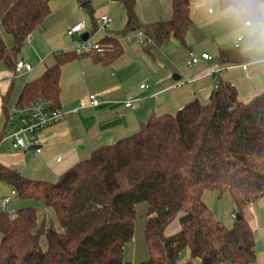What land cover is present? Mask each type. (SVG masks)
I'll return each instance as SVG.
<instances>
[{
  "label": "trees",
  "instance_id": "1",
  "mask_svg": "<svg viewBox=\"0 0 264 264\" xmlns=\"http://www.w3.org/2000/svg\"><path fill=\"white\" fill-rule=\"evenodd\" d=\"M52 0H0V63L16 70L26 37L51 12ZM121 1L126 10L122 31L98 39L99 50L60 51L55 62L28 79L18 103L39 97L59 104L62 67L85 55L110 64L124 53L121 39L142 32L146 47L175 37L183 46L193 25L190 0H172L169 19L143 22L137 0ZM89 11L90 0H79ZM264 0H220L223 9H251L264 20ZM241 17L246 20L248 17ZM3 32L10 33L9 46ZM218 61H244L239 48L223 50ZM208 102L195 98L176 113L152 114L134 133L95 147L55 181L24 176L0 160V180L11 184L27 203L16 215L0 211V264H132L125 246L135 235L137 208L147 203L144 237L149 257L138 264H254L255 232L244 208L264 196V91L240 99L228 80L215 83ZM216 88V89H215ZM9 114L8 95L4 96ZM229 193L235 203L231 228L217 219L203 200L204 190ZM50 213L39 218L38 210ZM179 231L166 235L175 220ZM45 235L46 248L41 237Z\"/></svg>",
  "mask_w": 264,
  "mask_h": 264
},
{
  "label": "crops",
  "instance_id": "2",
  "mask_svg": "<svg viewBox=\"0 0 264 264\" xmlns=\"http://www.w3.org/2000/svg\"><path fill=\"white\" fill-rule=\"evenodd\" d=\"M55 1L58 2L59 0ZM190 1L193 25L186 36L187 45L183 47L184 56H187L188 60L191 53L200 54L201 52H207L213 56V60L211 62L201 61L195 64L196 66L189 76L192 79L190 85L184 83L179 88L174 87L177 81H183L182 75L179 73L173 74V76L175 74L180 76L174 80L171 79L169 74L165 76L149 74L148 78L150 81L149 79L148 81H142L138 91L127 82V77L125 78L122 75L115 78L112 77V69H119L124 66L121 62L123 55L110 64H104L91 55L82 56L65 64L61 70V93L58 105L66 111V114L60 123L42 129L39 134L37 133V138L40 144L43 145V152L40 155H35L39 160V164L38 168L32 172L33 174H28L23 169H20L18 161H15L12 155L7 153V151H15L14 153L17 155H24L27 149L15 147L14 139L5 137L7 114H5L3 99L5 95H8L9 107L16 103L19 96L14 100L12 97L16 87L20 88V84H17L16 81L18 80V70H10L0 63V160L5 165L19 170L26 177L55 181L56 179L48 177L54 165L52 166V163H48L51 157L49 152L52 149L46 144L52 142V138H62L60 141H64L63 147L65 148L83 143L86 147L80 146V149L87 147L89 149L87 154L71 152L68 162L60 169L61 175L90 154L95 147L115 142L117 139L137 131L141 123L146 121L152 114L176 113L187 102L195 98L208 102L215 87V77L211 75V72L216 67L222 68V71L217 74L219 80L232 82L236 86L241 100L249 101L255 95L263 92L264 46L257 43L256 38L250 35V30L245 26V20H243L241 15L237 14V10L232 7L221 8L220 0ZM116 2L115 0H94L96 6L106 4L109 16L113 15ZM137 5H139L141 13L146 12L148 14L143 15L142 13L144 22L165 20L172 16V0H137ZM59 8L62 7L57 5L53 12L44 20L40 26L42 28L41 34L48 33L47 25L49 22L47 21ZM262 9H264V3L262 4ZM239 36H243L239 52L244 61L234 64L219 62L218 58L221 51L234 48ZM54 49L56 48L50 43L49 51L47 52L48 58L52 56L50 53ZM59 52L54 51L55 55ZM48 58L43 59L44 61L41 62V65L46 64L45 67H47ZM20 60L24 61V59ZM25 61L33 64L28 60ZM53 62H55V59ZM53 62L50 64H53ZM244 64H248L246 69L241 67ZM19 71V74L24 72L23 70ZM34 72H36V67ZM24 75L27 76L26 73ZM23 84L25 85V81ZM142 84H146L148 87L142 88ZM24 85H21L22 88ZM89 94H97L101 99V104L99 106H91L88 98ZM127 102H131V106H126ZM28 150L31 151L30 149ZM59 158L60 160H58ZM63 162L64 158L60 156L56 158L57 164H62ZM13 189H15L14 186L0 180V211L4 209L2 200L9 196ZM207 190L209 189L204 190L202 194L206 203L210 197ZM215 192V197L219 198L222 196L217 191ZM14 200L16 201V210L27 203L19 195L12 197L10 204ZM10 204L6 208L7 211ZM212 212L217 219L222 221L224 217L222 213L220 214L219 206ZM244 216L255 232L256 260L254 264H264V196L248 204L244 208ZM230 226L232 227L233 225ZM179 229V220L175 219L166 228L165 234H174ZM127 254L128 256L126 257ZM148 257L149 251L146 241L145 246L139 245L134 242L133 238L132 241L126 244V261L138 264ZM178 264H180V261Z\"/></svg>",
  "mask_w": 264,
  "mask_h": 264
},
{
  "label": "rangeland",
  "instance_id": "3",
  "mask_svg": "<svg viewBox=\"0 0 264 264\" xmlns=\"http://www.w3.org/2000/svg\"><path fill=\"white\" fill-rule=\"evenodd\" d=\"M92 6L94 8V18L98 22L103 16H106L110 20V25L107 27L106 32H113L114 34L118 31H122L124 29L126 23V10L125 6L122 2L117 1L114 5L113 15H108V8L106 4L103 5H95L94 0H91ZM57 5H60L62 8L57 9L52 16L50 17L48 23V33L41 34L42 28L38 27L34 30L32 39V43H25L22 51L19 54V60L24 59L32 62L33 66L36 67V72L32 74L24 75L23 73L17 72V84L19 85V89L16 87V90L13 93L12 99L14 100L19 96L22 91L23 82L36 77L38 74L45 69L46 64L41 65V61L43 59H47V52L49 51L50 43L53 44V47L56 48L54 51H65L72 50L75 45L81 44V38L78 34L74 37L68 35V28L74 26L78 22L86 23V32L91 33L92 41L97 42L98 39L104 34L105 31H99L95 28L93 23V19L87 8L83 7L79 0H59L56 2L52 0L51 2V12L56 8ZM137 11L140 16L141 21L144 22L142 18L143 15H148L146 12L140 11L139 5H137ZM4 39L9 46L13 45V37L10 33L3 32ZM131 38L123 37L121 39L122 45L124 47V54L122 58V63L124 66L119 69H112L113 74L112 77L122 75L125 78L127 77V82L131 84L132 87L136 88L137 91L140 90L139 85L142 81H148L149 74L157 75V76H165L171 75V79L174 80L173 74L179 73L182 75V79L185 84L190 85L192 83V79L189 77L190 73L194 69L196 65L188 66L187 65V56H184L183 45L175 38L172 37L166 44L162 46L151 45L148 49L146 47L145 40L142 36H140V32L136 31L132 34ZM50 38L51 41H50ZM50 41V42H49ZM52 50L48 60L47 66L54 61L56 58L55 53ZM54 58V59H53ZM189 59V58H188ZM51 61V62H49ZM27 62V61H26ZM54 63V62H53ZM117 65V62H116ZM115 66V65H114ZM116 68V66H115ZM177 70V71H176ZM173 71V72H172ZM172 73V74H171ZM150 81V79H149ZM22 85V86H21ZM41 132L38 131L39 134ZM36 133V135H37ZM62 138L58 139L56 137L52 138V142L46 144L50 146L52 151L49 152L51 156L49 158V164L52 163V170L50 171V179H57L60 175V169H62L65 163L68 162V157L71 152L75 151V153H89L88 147L85 149H80V146H85L83 143L77 146H71L70 148L63 147L64 141H60ZM86 147V146H85ZM15 151H7L15 161H18V167L23 169L28 174H33L32 172L38 168L39 160L35 157V153L33 150L29 151L28 149L24 152V155H17L14 153ZM89 155V154H88ZM60 156L64 158V162L62 164L56 163V158ZM210 195L209 199H207V205L210 209L215 210L217 206H219L220 214L223 215V223L231 227L235 220V215L237 211L235 209V203L233 198L229 193L223 194L221 197H215V190H207ZM16 206V201L14 200L8 211L14 212ZM147 203H142L137 208V218L135 221V235L134 242H137L139 245L145 246V237H144V225L147 218ZM15 209V210H14ZM238 214V213H237ZM39 218L42 219L45 215L47 216V221L50 222V213H46L43 208H39L38 210ZM41 243L43 248L47 246V240L45 235L41 237ZM133 244V243H132ZM129 246V245H128ZM127 246V248H128ZM128 251V250H127ZM128 254L126 255V257ZM191 259L190 252L188 249L184 251L180 258V264H187L188 260ZM198 259H193V264H198ZM226 264H232L227 262Z\"/></svg>",
  "mask_w": 264,
  "mask_h": 264
},
{
  "label": "built area",
  "instance_id": "4",
  "mask_svg": "<svg viewBox=\"0 0 264 264\" xmlns=\"http://www.w3.org/2000/svg\"><path fill=\"white\" fill-rule=\"evenodd\" d=\"M98 30L105 31L110 25V20L108 17L103 16L98 22ZM86 23L79 22L74 26L68 28V35L74 37L78 34H83L86 31ZM107 33V32H106ZM80 35V38H81ZM105 35V34H104ZM140 36L144 37L143 33L140 32ZM131 38V37H129ZM243 36H239L236 40L235 47H240V42ZM25 42L32 43V34L26 37ZM72 50L77 54H84L99 50V45L97 42L92 41L91 33L89 32V38L84 41L81 38V44L75 45ZM213 56L207 52H201L200 54L191 53L190 58L187 60L188 66H193L201 61L211 62ZM42 60L41 62H43ZM248 64L241 65L243 69H246ZM23 70L26 74H32L35 71V66L23 60H19L17 63V68ZM222 71V68H213L211 75L215 77V83L219 80L217 74ZM185 82L177 81L174 85L175 88L181 87ZM142 88L148 87L146 84L141 85ZM217 87V86H215ZM91 106H99L101 104V99L97 94H89L88 96ZM126 106H131V102H127ZM77 111V109H75ZM66 114V111L58 105L52 99L46 97H39L28 103H14L10 109L6 121V136L14 139L15 147H22L25 149L33 148L35 155H40L43 152V145L40 144L37 138V131L52 127L60 123ZM60 160V158L58 159ZM19 195L16 189L11 191V194L2 200V206L4 209L10 204L12 197ZM12 216L16 215V211L10 212ZM236 217V216H234Z\"/></svg>",
  "mask_w": 264,
  "mask_h": 264
},
{
  "label": "clouds",
  "instance_id": "5",
  "mask_svg": "<svg viewBox=\"0 0 264 264\" xmlns=\"http://www.w3.org/2000/svg\"><path fill=\"white\" fill-rule=\"evenodd\" d=\"M246 2H250V0H246ZM241 12L248 17L245 20V26L250 30V35L256 38L257 43L264 46V21L258 19L256 13L251 9L245 8L243 10H237L238 15H240ZM262 13H264V9H262Z\"/></svg>",
  "mask_w": 264,
  "mask_h": 264
},
{
  "label": "water",
  "instance_id": "6",
  "mask_svg": "<svg viewBox=\"0 0 264 264\" xmlns=\"http://www.w3.org/2000/svg\"><path fill=\"white\" fill-rule=\"evenodd\" d=\"M84 6V5H83ZM81 38H82V40H84V41H86L88 38H89V32H85V33H83L82 35H81ZM180 76L179 75H174L173 76V78L174 79H178ZM30 150H32L33 148L31 147V148H29ZM241 216L238 214V218H240Z\"/></svg>",
  "mask_w": 264,
  "mask_h": 264
},
{
  "label": "bare ground",
  "instance_id": "7",
  "mask_svg": "<svg viewBox=\"0 0 264 264\" xmlns=\"http://www.w3.org/2000/svg\"><path fill=\"white\" fill-rule=\"evenodd\" d=\"M216 89V88H215Z\"/></svg>",
  "mask_w": 264,
  "mask_h": 264
}]
</instances>
